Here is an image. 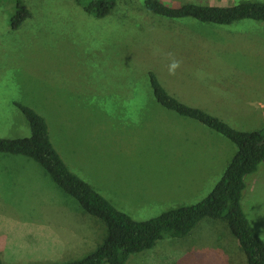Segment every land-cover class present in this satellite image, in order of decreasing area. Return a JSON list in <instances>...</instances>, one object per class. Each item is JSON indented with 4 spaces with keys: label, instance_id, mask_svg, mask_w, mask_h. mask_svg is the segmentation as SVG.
I'll list each match as a JSON object with an SVG mask.
<instances>
[{
    "label": "rangeland",
    "instance_id": "obj_1",
    "mask_svg": "<svg viewBox=\"0 0 264 264\" xmlns=\"http://www.w3.org/2000/svg\"><path fill=\"white\" fill-rule=\"evenodd\" d=\"M22 1L30 17L11 29L9 19L14 12V0H0V138L30 137L28 122L15 104L32 108L47 122L50 141L69 170L100 194L116 196L128 205L130 202L124 190L119 189V181L110 188L107 178L116 174V170L132 169L136 170L137 183L147 180L148 184H155L156 170L165 166L159 154L161 136L157 140L143 135L144 122L137 126L139 133H134L130 123L121 127L120 121H129L125 117L126 108L107 107L112 103L156 102L149 84V71L155 73L166 90L176 91L174 97L179 101L193 105L194 100L193 106L215 116L222 115L219 118L234 129L264 128L260 112L254 111L257 102L248 106L251 108L248 111L232 108L251 99V95L245 97L239 90L264 91V22L246 19L223 26L192 18L168 19L147 11L144 0H117L116 8L104 18L85 13L75 0ZM160 1L168 5L191 2L213 6L264 2ZM75 41H79L78 45ZM67 61L71 63L68 68ZM126 67H130L129 73L134 72L135 77L126 78L127 83L120 85L119 74ZM96 85L105 91H83ZM209 90H225V103L218 105L221 111L211 103ZM247 112L251 113L247 116ZM156 113L153 109L152 115ZM158 115L160 118L150 120L148 126H155L160 132L165 124H162V112ZM194 123L223 140L225 147L230 148L229 157L234 156L237 148L232 142L195 120ZM203 135L195 131L193 137L196 149L201 151L208 146V139ZM216 146L220 148L218 141ZM225 147L221 145V150ZM111 169L113 175L101 177ZM147 169L148 177H143L141 174ZM224 170L217 172L216 178H221ZM245 182L242 209L264 241V162ZM211 191L199 192L198 202ZM128 209L137 212L139 208ZM61 213L78 220L83 233L91 236L97 246L102 243L106 235L104 223L86 214L36 161L0 153V260L3 264H50L51 257L28 232L37 222L47 225V221L56 217L62 224L69 220ZM132 218L152 217L133 214ZM213 224L217 230L215 235H211L216 232H212ZM189 234L187 239V236L165 237L153 248L130 255L125 264H197L196 260L198 264H213L207 257L184 259L187 255H177L181 247L192 243L196 246L191 252L198 247L202 250L214 243H223L229 248L232 264H238L237 259L241 260L239 264L246 263L239 245L236 253L229 245L232 238L234 244L238 242L225 222L203 219ZM216 235L221 239H215Z\"/></svg>",
    "mask_w": 264,
    "mask_h": 264
},
{
    "label": "trees",
    "instance_id": "obj_2",
    "mask_svg": "<svg viewBox=\"0 0 264 264\" xmlns=\"http://www.w3.org/2000/svg\"><path fill=\"white\" fill-rule=\"evenodd\" d=\"M86 13L104 18L116 8L117 0H75ZM152 14L168 18H192L201 23L228 26L241 20L264 22V2H241L231 6L196 3L165 4L144 0ZM30 17L22 0H14L9 19L11 29ZM149 84L157 103L180 116L195 120L232 142L237 151L227 164L212 191L201 201L167 209L145 221H136L116 208L107 198L69 170L52 145L45 119L30 107L15 104L26 118L30 137L0 138V153L22 155L36 161L83 211L104 223L106 235L100 245L80 259L60 264H125L130 255L153 248L165 237L183 238L204 218L222 220L243 251L247 264H264V241L253 230L242 209L246 177L264 162V128L239 131L219 117L193 105H186L164 88L154 72ZM0 264H3L0 260Z\"/></svg>",
    "mask_w": 264,
    "mask_h": 264
},
{
    "label": "crops",
    "instance_id": "obj_3",
    "mask_svg": "<svg viewBox=\"0 0 264 264\" xmlns=\"http://www.w3.org/2000/svg\"><path fill=\"white\" fill-rule=\"evenodd\" d=\"M69 41L72 40L69 39ZM75 42L78 45L79 41H75ZM69 48H71V42L69 43ZM70 64L71 63H69V61L66 62L67 68L68 66H70ZM130 70H131L130 67H126V69L121 70V73L119 74L120 85L127 83L126 78L135 77L133 70H132L133 72L132 74L129 73ZM87 71H88V67H87ZM85 73L86 72L83 71V74ZM53 83L56 84V81L54 79H53ZM93 88H95V90H93ZM81 89H83V87H81ZM100 89H102V86L100 87ZM75 91H81V90H75ZM83 91H95L97 93H100L105 90H99L98 85H96L95 87H90ZM115 91H119V90H115ZM126 91H132V90H126ZM209 91L211 96V103L214 105V108L216 110L221 111L218 105L219 104L223 105L225 103V98H224L225 90H209ZM229 91L234 93L232 90ZM239 91L243 93L245 97L247 95H251V99L250 100L245 99L244 101L245 104L234 106L232 108H237L240 110L244 109L248 111L251 109L248 106L257 102L254 111L260 112L259 114L261 119H264V91L263 90H239ZM170 93H172L175 96L177 94V92L174 90H171ZM197 97H200L199 92H197ZM187 102L189 103V101ZM191 104L196 105V102L192 100ZM107 107H111L115 109H119L120 107H123V109L126 108L128 114H126L125 117L126 118L128 117L129 121H120L121 127H123L124 123H130L135 128L134 133L136 132L139 133L137 131V126L141 125L144 122L146 132L143 135L149 136L150 138H155L157 140H159V136H161L162 139V143L160 144L161 151L159 154H161L163 158L162 161L165 164V166L156 170L157 172L156 180L153 181H156L157 183L148 184L149 181L147 180H143L140 183H137L138 179L136 178V170H132V169L116 170V174L114 175H113L114 170L111 169L107 172H104L103 175L101 176V177L103 176L109 177L110 175H113L111 178H107L110 188H112L115 184H117V181H119V189L124 190L123 193H126V196L128 197V201L130 202V204L127 205L123 203L121 199H118L116 196L111 197L105 192L101 194L105 198H107L116 208L125 212L130 217H132L133 214H140L151 218L155 215H159L160 213L158 212H160V210L167 207L175 208L179 206H187L197 203L198 200L200 199L199 192L202 191L206 192L212 190L213 186H215V184L220 179V178L219 179L216 178L215 176L216 173L222 170L223 168H226L227 164L231 160L230 159L231 157H229L230 148L227 149V147H225L226 144L224 143L223 140L217 138L215 135L210 134L209 132H206L205 130H202L198 126H195L196 124L194 123V120L180 116L172 111H169L166 108L162 107L157 102H150L145 105L142 104L120 105V103H112L109 104ZM153 109L157 110V113L155 115H152ZM158 112L159 113L162 112L161 115L162 124H165V126L161 127L160 132L155 128V126L153 125L148 126V122L150 120H157L160 118ZM250 113L251 112H247L246 113L247 116ZM217 116L223 118L222 115H217ZM178 128H182V130L178 131L177 130ZM195 131L202 132L205 134L203 135V138L208 139L207 149L205 150L203 149L202 151L196 149L197 146L194 143V139H193ZM140 133L142 132L140 131ZM190 134L192 135L191 138L184 137ZM217 141L220 144V148H217L216 146ZM221 145H224L225 147L223 150H221ZM210 146H212V151H210ZM16 156H22V155H16ZM148 169L142 172L141 175L143 177H148V171H149ZM122 174L125 175L123 178L121 177ZM99 190H103V189H99ZM129 207H134L139 209L137 210V212H132L128 209ZM62 217L63 218L67 217L69 218V220L67 219V221L62 224L60 221H57L59 219L56 217V219L53 218L47 221V225L44 222L43 223L37 222L31 226L30 231L28 232L29 234H32L35 239H37V243L40 244L41 249H44V251H46V255L51 257L49 260L50 264H60L66 261H70L75 257L80 256L81 254L86 255L92 252L97 247L96 243L94 242V239L88 234L83 233V231L81 230L82 224L78 220H74L71 218V216H64L63 214ZM204 219H208V218H204ZM70 220L73 221V224H71ZM134 220L145 221L146 219H134ZM213 227L214 228L212 229V232L215 231L216 232L211 233V235H215L217 233V230L215 228L216 225L213 224ZM188 237H190V234H188L185 239H187ZM215 239H221V238L218 237V235H216ZM232 239H231V243L229 242V245L236 253L238 252L237 247L239 244L237 245L234 244L235 240ZM195 246L196 245H193V243L190 246H183L179 249V253L177 255H181V254H183L184 256L187 255L184 259L186 258L204 259L207 257L209 258V261L213 264H232L231 263L232 257L230 255L229 248L225 247L223 243L222 244L214 243L213 246H211L210 248H205L202 250H200V248L198 247L196 250L191 252L192 248ZM240 251H242L241 248ZM198 261L199 260H196L197 264ZM236 261L238 264L241 262V260L238 261V259ZM245 261L246 263L244 264H247V260ZM183 264H194V263H183Z\"/></svg>",
    "mask_w": 264,
    "mask_h": 264
},
{
    "label": "clouds",
    "instance_id": "obj_4",
    "mask_svg": "<svg viewBox=\"0 0 264 264\" xmlns=\"http://www.w3.org/2000/svg\"><path fill=\"white\" fill-rule=\"evenodd\" d=\"M173 67H175V65H173Z\"/></svg>",
    "mask_w": 264,
    "mask_h": 264
}]
</instances>
